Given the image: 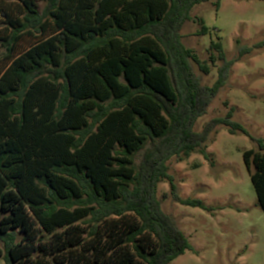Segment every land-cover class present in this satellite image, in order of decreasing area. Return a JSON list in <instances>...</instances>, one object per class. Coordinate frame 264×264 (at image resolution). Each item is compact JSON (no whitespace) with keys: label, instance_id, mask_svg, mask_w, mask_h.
Masks as SVG:
<instances>
[{"label":"trees","instance_id":"obj_1","mask_svg":"<svg viewBox=\"0 0 264 264\" xmlns=\"http://www.w3.org/2000/svg\"><path fill=\"white\" fill-rule=\"evenodd\" d=\"M210 0H0V258L5 264H171L193 250L157 188L182 206L168 162L207 152L234 107L194 131L232 66L209 47V75L181 28ZM44 2L42 11L38 3ZM215 6L219 9L220 0ZM204 25L196 36L208 33ZM228 106L227 103H224ZM243 161L264 213V140ZM139 157L138 162L136 159ZM164 199L168 195L163 196Z\"/></svg>","mask_w":264,"mask_h":264},{"label":"rangeland","instance_id":"obj_2","mask_svg":"<svg viewBox=\"0 0 264 264\" xmlns=\"http://www.w3.org/2000/svg\"><path fill=\"white\" fill-rule=\"evenodd\" d=\"M215 2L195 6L190 21L180 31L186 48L208 63L209 75L193 63L203 86H211L217 78L219 63H209L212 42L222 43L228 59L238 57L237 38L244 45L264 42V0H220L219 9ZM43 6L44 2L38 3L40 12ZM201 25L208 33L196 36ZM253 51L232 66L228 83L194 125V131L200 132L211 119L226 117L229 107H234L231 120L249 135L231 134L218 125L207 148L213 165L198 152L183 161L173 158L167 164L181 198L199 199L212 210L176 203L164 181L157 188L163 212L176 220L193 247L171 264H264V213L243 161L246 150L257 149L251 137L264 140V50ZM0 264H5L2 258Z\"/></svg>","mask_w":264,"mask_h":264}]
</instances>
